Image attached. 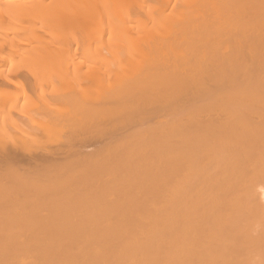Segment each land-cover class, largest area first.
<instances>
[{"label":"bare ground","instance_id":"obj_1","mask_svg":"<svg viewBox=\"0 0 264 264\" xmlns=\"http://www.w3.org/2000/svg\"><path fill=\"white\" fill-rule=\"evenodd\" d=\"M0 93V264H264V0H0Z\"/></svg>","mask_w":264,"mask_h":264},{"label":"rangeland","instance_id":"obj_2","mask_svg":"<svg viewBox=\"0 0 264 264\" xmlns=\"http://www.w3.org/2000/svg\"><path fill=\"white\" fill-rule=\"evenodd\" d=\"M29 33L31 32V29H28L27 30ZM45 84V83H44ZM31 87V89L33 90V88H32V86H30ZM34 87V86H33ZM47 87H45V88H43V90H40L39 88H37L38 90H37V92L39 91V92H42V91H44V89H46ZM31 89H29L28 90V92L30 93V91H31ZM48 89V88H47ZM49 90V89H48ZM47 90V91H48ZM47 91L45 90L44 91V94L42 95V93H40L39 94V92L38 93H35V91L33 90V92L34 93H32V91H31V93L30 94H32V96H31V98L30 99H33V98H35V99H33L34 101H32V100H30V103H29V100H28V105L29 106H32V107H34V106H38L39 107V105L40 104H43L44 103V105H46V106H44V105H41L40 107H42V108H44L43 109V111H42V113H44V110H46V115L48 114L47 113V111L49 112H51V115H50V117L52 116V115H58V113H57V110H53V109H56L57 108V106L55 107V105H57V104H60L59 102H61L59 99L58 100H56V102L54 101V102H52L53 100H52V98H54V97H52V95H51V93L48 91V94L50 95V98H49V96H48V94H47V96H46V94L45 93H47ZM1 94V93H0ZM34 94V95H33ZM36 94V95H35ZM41 95V96H40ZM42 96H45L46 97V99L47 100H45V99H43V98H45V97H43L42 98ZM33 97V98H32ZM66 97V96H65ZM64 97V98H65ZM22 99H26V98H22ZM21 99V101L19 100V102H18V106L17 107H15V108H11L12 109V114H10V109H7V110H5V111H3V115H4V113L5 114H7V115H13L14 114V116H15V118L17 117V118H19V112H21L20 110H26V107L28 108L29 106L28 105H26L27 103L26 102H22L23 100ZM28 99V98H27ZM26 99V100H27ZM49 99H51L52 101H50V103H53V104H55L54 106H53V104H50L49 102H44V101H41V100H45V101H48ZM40 101V102H39ZM43 102V103H42ZM20 103V104H19ZM34 103V104H33ZM48 103V104H47ZM23 104V105H22ZM35 104H38V105H35ZM63 104V103H62ZM61 104V105H62ZM22 105V106H21ZM60 105V106H61ZM48 106H51L52 108V110H50L49 109V107ZM39 107V108H40ZM22 108V109H21ZM23 108H25V109H23ZM46 108V109H45ZM59 108V107H58ZM19 110V111H16V110ZM49 109V110H48ZM60 109V108H59ZM9 110V112H7ZM55 111H56V113H55ZM13 112H17L16 113V115H15V113H13ZM50 112H49V114H50ZM41 113V114H42ZM45 113L43 114V116L41 115V114H37V115H35L36 117H35V119H37V120H35V119H25V121H23V123H20L21 125L19 126V127H21L23 124H25V122H28L29 123V125L31 124V123H33V124H31V125H36V123H37V125H40L43 121H46L45 119H47V116H45ZM53 113V114H52ZM2 116V114L0 113V117ZM13 116V117H14ZM39 116V117H38ZM49 116V115H48ZM53 116V117H54ZM42 117H44L45 119L44 120H42L43 118ZM39 118V119H38ZM40 119L42 120V122L40 121ZM50 118H48V120H49ZM51 119H53V118H51ZM54 119H55V117H54ZM30 120V121H29ZM34 120H35V122H34ZM28 123H26L25 125L26 126H28V128H29V125H27ZM40 123V124H39ZM43 124V123H42ZM26 126H22L21 127V129H25V130H27L26 129ZM24 127V128H23ZM30 129H31V126H30ZM10 130V129H9ZM8 130V131H9ZM12 131V130H11ZM11 131H9V132H11ZM18 131H19V133H18ZM21 130L20 129H18L17 131H16V134H15V136L18 138L19 136H21V135H19L20 133H23V131L22 132H20ZM8 132V133H9ZM13 132V131H12ZM27 132H29V130L27 131ZM18 133V134H17ZM6 134H7V131H6ZM6 134H5V136H6ZM11 134H13V133H10L9 135H11ZM19 135V136H18ZM26 135H29V134H26ZM59 135V134H58ZM4 136V137H5ZM12 136V135H11ZM11 136H10V138H11ZM14 136V135H13ZM14 136V137H15ZM31 136V135H30ZM29 136V137H30ZM64 136V135H63ZM62 135L61 136H52V138L50 137L49 138V140H46L45 142L47 143V147H51L52 145L54 146H56V144H59L60 145V143L62 142L61 140H63V137ZM7 137V136H6ZM9 137V136H8ZM9 138V139H10ZM13 138V137H12ZM11 138V140H14V139H12ZM33 138V137H32ZM20 139H22V138H20ZM18 140V139H17ZM42 140H43V138H42ZM16 141V140H15ZM59 141H61L60 143H59ZM38 142H40V141H38ZM63 143V142H62ZM61 143V144H62ZM37 144V143H36ZM35 144V145H36ZM43 144V143H42ZM51 144V145H50ZM39 145H40V143H39ZM39 145H36V146H39ZM49 145V146H48ZM58 145V146H59ZM41 146H43V145H40V147ZM46 146V145H45ZM54 146V147H55ZM65 169V167L64 168H59V169H55V171L52 173V174H48L46 177H48L49 179L51 178V175H54L55 173H58V174H63V173H66V172H68V171H65L64 170ZM99 197V194H98V192L97 193H94L93 192V187H90V188H87V189H85V191H84V193H82L81 195H79L78 196V198L75 200V205L77 206V208H85V209H87L88 211H87V214L88 215H90V214H93L94 213V210L92 209V204L94 203V201H96V199ZM33 203V202H32ZM26 208V209H25ZM24 209H25V211H24V209L22 210L23 211V213H28V214H31V215H29L30 217H28V218H30V220H28L27 221V226L29 227L30 226V224L32 225L33 223H43V220H47L48 219V216H51L52 217V212L50 211V209H48V207H44V205H38V204H32V206H28V207H25ZM64 207H62V206H60V207H54L52 210H61V209H63ZM71 217H75V219H76V221L77 222H92V223H95L94 221H93V219H94V217L95 216H87V217H85V218H82L79 214H71ZM101 218V219H100ZM107 218H111V217H107V216H105V217H99V220H100V223H102V222H104V221H106L107 220ZM34 219H36L35 221H33ZM80 219V220H79Z\"/></svg>","mask_w":264,"mask_h":264}]
</instances>
